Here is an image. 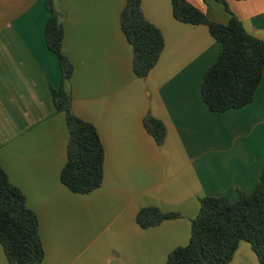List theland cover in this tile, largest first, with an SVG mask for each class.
<instances>
[{
    "label": "crops",
    "instance_id": "crops-1",
    "mask_svg": "<svg viewBox=\"0 0 264 264\" xmlns=\"http://www.w3.org/2000/svg\"><path fill=\"white\" fill-rule=\"evenodd\" d=\"M48 0H0V165L37 214L42 264H167L188 245L204 197L251 193L264 172V72L253 102L215 113L202 99L207 70L222 46L203 25L180 23L171 0H141L165 38L158 64L133 72V48L121 30L126 0H54L63 51L74 66L64 85L72 112L92 123L105 146L102 186L87 195L61 182L67 162L66 114L52 91L62 87L46 44ZM215 22L231 14L264 40V0H187ZM167 130L158 145L144 118ZM179 218L143 229L141 209ZM241 242L229 264H260ZM0 264H9L0 244Z\"/></svg>",
    "mask_w": 264,
    "mask_h": 264
},
{
    "label": "trees",
    "instance_id": "trees-1",
    "mask_svg": "<svg viewBox=\"0 0 264 264\" xmlns=\"http://www.w3.org/2000/svg\"><path fill=\"white\" fill-rule=\"evenodd\" d=\"M171 4L175 20L206 26L222 46L202 82L201 95L209 110L224 113L251 104L263 78L264 40L249 34L232 13L228 24H221L210 20L187 0H171ZM47 8L50 17L45 29L46 44L58 58L63 84L52 94L57 111L66 114L69 132L61 182L71 192L87 195L103 184L105 146L96 127L72 112L64 85L71 80L74 66L63 51L64 28L54 0L47 1ZM120 23L133 48V72L144 79L156 67L165 48L163 33L144 16L141 0H126ZM144 127L158 145L164 144L167 130L161 120L146 116ZM179 217L177 213L146 207L136 220L143 229H149ZM241 242L249 243L260 264H264V172L255 189L251 193L239 192L234 202L226 196L202 198L199 214L192 221L190 242L175 249L167 264H229ZM0 244L9 264H42L45 259L38 216L1 165Z\"/></svg>",
    "mask_w": 264,
    "mask_h": 264
},
{
    "label": "rangeland",
    "instance_id": "rangeland-1",
    "mask_svg": "<svg viewBox=\"0 0 264 264\" xmlns=\"http://www.w3.org/2000/svg\"><path fill=\"white\" fill-rule=\"evenodd\" d=\"M246 243H247V242H246ZM248 244H249V243H248ZM248 244H247V245H248Z\"/></svg>",
    "mask_w": 264,
    "mask_h": 264
}]
</instances>
